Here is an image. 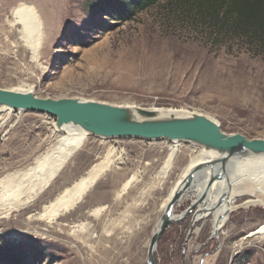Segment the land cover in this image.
<instances>
[{"label": "rangeland", "instance_id": "1", "mask_svg": "<svg viewBox=\"0 0 264 264\" xmlns=\"http://www.w3.org/2000/svg\"><path fill=\"white\" fill-rule=\"evenodd\" d=\"M96 1L0 0V88L30 90L43 98L180 109V116L199 113L213 119L227 134L264 139V51L235 37L209 36L208 25L190 16L186 0H160L128 17L116 16L105 2L97 7ZM19 5L34 7L39 16L37 58L23 42L21 27L10 24ZM53 122L40 113H0V183L24 177L20 188L0 187V244L21 251L27 264H148L161 204L205 148L185 141L87 134L30 200L25 191L39 178L27 168L65 135L54 130ZM52 154L46 160L49 169L56 163ZM106 157L113 159L110 169L70 212L55 219L58 225L31 219L48 199ZM194 189L175 205L174 216L196 198ZM255 199L251 194L236 199L242 206L218 228L212 224L215 211L193 222L194 209L173 222L157 242L155 264H264V237L248 236L264 225V206L244 204ZM79 222L83 228L69 233V225ZM238 242L243 246L236 252Z\"/></svg>", "mask_w": 264, "mask_h": 264}, {"label": "water", "instance_id": "2", "mask_svg": "<svg viewBox=\"0 0 264 264\" xmlns=\"http://www.w3.org/2000/svg\"><path fill=\"white\" fill-rule=\"evenodd\" d=\"M0 106L10 108L11 111L50 116L54 119L52 124L54 130L59 132L65 127L76 125L87 134L101 138H134L147 141L167 139L172 142H190L204 147L205 150H214L238 158L248 153L264 155V139L249 138L240 133L227 134L221 130L216 121L199 113L164 117L156 115L147 108L131 109L126 106L77 98H43L36 96L30 90L4 88H0ZM208 167H212V164L201 163L191 167L166 204L159 219L160 223L148 243V264H155L154 250L160 236L170 224L180 221L184 215L194 209L192 220L195 221L200 213V203L206 198L214 182L224 180L227 189L222 197L230 194L231 178L225 175L226 162L221 159L220 172L209 177L202 194L181 213L183 216L179 219L174 218L172 212L175 205L187 191L192 189L198 173ZM221 203L219 199L211 211H215Z\"/></svg>", "mask_w": 264, "mask_h": 264}, {"label": "bare ground", "instance_id": "3", "mask_svg": "<svg viewBox=\"0 0 264 264\" xmlns=\"http://www.w3.org/2000/svg\"><path fill=\"white\" fill-rule=\"evenodd\" d=\"M12 17H13V21L10 24L18 25L21 27V30L20 29L19 30L22 35L23 42L32 51L33 57L37 58L38 50L41 44L40 41L41 23L39 16L37 15L34 7L19 5L18 7L12 10ZM16 90H20V89L16 88ZM126 107H129L131 109L137 108L136 106H131V105H126ZM147 109L154 111L156 115L159 116H162L164 114H166V116L168 115L177 116L180 112H182L180 109L178 110L174 108H168V109L147 108ZM11 110L12 109L10 108L0 106V113L10 112ZM61 132H64L65 135L51 149V153H46L45 156L38 158L36 160L35 165L28 167L26 170L29 171V174H33L36 178H39L37 185L31 187L29 191H25V193L28 194L30 200L34 196H37L43 188L48 186L50 180L54 177L58 169L61 167L62 163L65 162V159L68 158L72 150L79 148V146L82 144L84 137L87 135V133L84 130H82L80 127L76 125L65 127L64 130ZM175 150L176 149L173 148L171 153L169 154V160H167L165 164L166 167L165 169H167V167L170 166L171 158L172 155H174ZM50 154H52L51 155L52 158H55L53 161H56V163H54L52 167L49 169V167H47L46 165L48 162L46 160L48 159ZM245 156L247 157L243 156L238 158L235 156H229V155L227 156L222 153H218L214 150L202 149L200 157L191 160L190 163L184 168L183 173L180 176L179 180L176 181V183L173 185L171 190L166 195L164 202H162L161 204V208L164 211L166 204L168 203L174 192L178 189V186H180V182H182V180L185 177V174L188 172V170L191 167L201 163L212 164V167L210 168L208 167L204 169L203 171L199 172L198 175L196 176L193 187L195 188L194 192L196 198L199 197L202 194L205 188V184L207 183L209 177L217 172H220L221 159H224L226 162L225 175H228L231 178L230 194H228L227 197L224 196L222 197V194L225 193L227 189V184L224 180L214 182L206 198L203 200V202L200 203V213L196 216L194 222H196L202 216H204L205 218L208 217L207 214L210 213L211 208L215 205V203L219 199L222 203L218 208L215 209V212L213 211L214 215L212 218L213 220L212 224L215 225L216 228H218L221 225L222 219H224V217H227L228 213L231 210L242 206L239 204L236 205L235 201L236 199H239V197L243 195L251 194L254 195L256 198L255 200L246 201L244 203L245 205H249L251 203H260L261 205L264 206V167H262L264 166V155H249L248 153ZM112 162L113 159L106 157L104 160L93 165V167H91L85 175L79 177L76 181H73V183H71V186L69 188H65L63 191L58 193L52 199L50 200L48 199L44 204H42L39 207V211H36L31 216V219L35 221H39V220L45 221L48 224H56L55 219L62 214L70 212L74 204H76L78 201L81 200L84 192L94 183L95 179H97L103 172L110 169ZM249 165H252L251 166L252 169L247 170L248 169L247 167ZM26 174L28 173L27 172L24 173V175ZM7 178L8 177L5 178V181L2 180L3 182L0 183V187L3 190H6L9 187L20 188L24 179L23 176H19V179L17 180L15 179L10 180V177L8 179ZM132 180H133V176L129 177L124 182V184L122 185L123 191L126 189V187L130 184ZM17 201L18 199H16V202ZM103 208H104L103 206L95 207L94 209L90 210V213L91 214L96 213L97 211ZM181 216L183 215L179 214L174 218L179 219ZM83 226H84V222H79L78 224H73L71 226L69 225V227H71V231H69V233H73L79 229H82ZM248 236H253L255 239H259V240L263 239L264 225L250 232ZM242 246H243L242 243L238 242L236 244L235 251L239 252Z\"/></svg>", "mask_w": 264, "mask_h": 264}, {"label": "trees", "instance_id": "4", "mask_svg": "<svg viewBox=\"0 0 264 264\" xmlns=\"http://www.w3.org/2000/svg\"><path fill=\"white\" fill-rule=\"evenodd\" d=\"M160 0H97L105 2L118 17H128ZM187 11L200 24L208 25L209 36L236 40L264 51V0H186ZM23 253L0 244V264H27Z\"/></svg>", "mask_w": 264, "mask_h": 264}, {"label": "built area", "instance_id": "5", "mask_svg": "<svg viewBox=\"0 0 264 264\" xmlns=\"http://www.w3.org/2000/svg\"><path fill=\"white\" fill-rule=\"evenodd\" d=\"M47 116V115H46ZM48 118H50V116H47Z\"/></svg>", "mask_w": 264, "mask_h": 264}]
</instances>
